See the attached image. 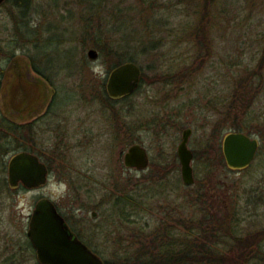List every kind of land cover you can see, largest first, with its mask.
Here are the masks:
<instances>
[{
	"label": "rangeland",
	"instance_id": "374dc122",
	"mask_svg": "<svg viewBox=\"0 0 264 264\" xmlns=\"http://www.w3.org/2000/svg\"><path fill=\"white\" fill-rule=\"evenodd\" d=\"M163 1L168 0H159ZM226 2L230 4L232 0ZM218 3L210 10L219 17L220 24H206L202 31L203 37L208 36L207 46L204 39L188 33L198 14L173 12L167 25L155 27L152 22L148 24L151 12L144 8L147 3L143 0H108L99 7L80 0L34 1L36 10L30 14V22L38 28L39 38L51 35L49 27L61 31L57 37H66L61 43L66 50L48 45L52 53L43 63L62 83L57 112L71 116L73 126L78 127L82 110H87L85 113L92 114L87 121L96 126L98 136L85 145L72 142L64 158L53 155L49 161L56 172L43 187L0 190V264H37L29 250L27 216L29 207L42 196L58 201L77 216L73 221L83 238L104 261H112L119 254L120 236L143 231V235L153 237L156 232H171L182 241L187 232L177 226L179 219L183 217L190 224L191 218L199 219L205 208L215 211L214 207L221 204L227 209L241 206L246 217L238 228L243 235L260 232L257 238L263 237L260 243L264 248V82L259 91L253 92L256 96L252 112L259 118L243 131L261 142L256 158L247 169L234 170L226 164L222 148L224 135L237 131L227 116L236 78L244 73L246 65L256 66L261 57L264 0L237 1L239 9L224 15ZM10 6H0L2 35L12 32ZM117 7L126 10L119 13L118 19ZM112 23L128 37L136 35L129 54L147 72L142 86L120 102L107 100L104 93L113 54L97 59L87 54L90 48H96L103 26L111 28ZM121 32L112 31V37L117 39ZM105 41L112 42L108 37ZM152 43L160 46L152 48ZM144 47H148L147 51ZM26 51L20 48L15 59L5 65L0 119H28L36 106H40V112L45 105L54 104L55 89L34 71ZM168 74L175 75L171 83L164 81ZM261 77L264 80V70ZM19 103H29L31 107L20 115L16 112ZM221 111L227 112L223 116ZM186 128H192L189 147L197 154L192 162L193 184H186L180 171L167 175L160 172L164 163H174ZM136 142L150 154L152 166L148 169L139 171L124 164L125 152ZM127 193L134 197L127 208L131 211L129 220L115 204L118 195L124 197ZM93 212H97L96 217Z\"/></svg>",
	"mask_w": 264,
	"mask_h": 264
},
{
	"label": "trees",
	"instance_id": "16d2710c",
	"mask_svg": "<svg viewBox=\"0 0 264 264\" xmlns=\"http://www.w3.org/2000/svg\"><path fill=\"white\" fill-rule=\"evenodd\" d=\"M34 1L35 0H6L4 2L10 3L11 5L10 18L12 21V32L10 31L8 34L4 35L0 34V90L6 75L5 65L13 58L15 59L17 51L23 48L27 50L26 55L29 57L34 71L55 89L53 103L59 104L57 101L60 98V90L63 88L62 83H59L60 81L51 76L52 74L47 71L43 63L44 59L46 60L52 53L51 46L47 47L48 45H55L63 51L66 50L61 46V43L66 37H57L61 34V31L57 27H49L50 31L53 33L50 32L51 35L46 36L43 40L40 39L41 37L39 38L37 32L38 28L31 26L30 22V14L36 10ZM80 1L92 2L99 7L102 4L104 5L105 1L108 0ZM143 1H145V4L147 3V6L144 8H147L151 12L147 15V20H150L148 24L152 22V25H155V27L167 25L169 23L168 17L172 16L173 12H179L180 14L181 12L186 14H198V18L194 21L191 29L187 28L184 31L189 29L188 33L191 31L192 37H196L199 40H201V38L204 39L205 44L208 46V36L203 37L202 31L206 30V24H220L219 17L216 18L215 13L213 14V10L211 11L210 8L213 7L214 3L217 5L218 2H221L218 4H221V12L222 15H224L228 12L237 11L239 9L237 1L240 0H232L230 4H227L226 0ZM117 8L118 12L115 13V15L118 19L119 13L124 10V8ZM144 8H142V10ZM186 23L190 24L189 21H186ZM112 24H109V27H111ZM114 24L111 28L103 26L101 31L103 33L98 37V42L95 45L100 52L99 57L110 55V53L111 55L113 54L111 69L127 61H134L137 63V58L133 54H129L131 42L135 40V34L128 37L121 32L122 29H120V26H117L116 23ZM6 29L8 28L6 27ZM112 31L116 33L120 31L122 34L116 39V37H112ZM135 32H137V29ZM149 32H151L152 35L155 34L153 29ZM106 37L112 40V42L109 41L110 44H107V41H105ZM115 41L119 43L115 45L113 43ZM31 43L33 45H31ZM158 46H160L158 43L151 44L152 48H158ZM143 49L147 51L148 47H144ZM38 52L42 55L39 56ZM260 56V60L256 66L250 67L246 65L243 68L244 73L236 78L237 86L235 87L234 94H232L234 101L232 100V102L229 103V112L227 116L232 120L233 127L237 131H246L245 129L248 126L250 128L252 123L259 118L258 114L256 116L252 112V102L255 100L256 96L253 92H256V90L263 85L262 82H264L261 77L264 70V44ZM237 64L242 63L238 62ZM64 68L66 67L64 66ZM146 73V70H144L138 89L145 82V78L147 77ZM174 77V74H168L167 77L165 76L163 78L165 82L171 83ZM138 89H136L135 92ZM135 92L122 98H112L109 96L106 88L104 89L106 99L111 102H120L121 100L128 99ZM226 101L227 99L224 98V104H226ZM63 103L66 102L60 104ZM226 112L227 111H221V114L224 116ZM0 121L2 122L1 127L3 128L0 130V190H3L6 187L12 189L8 183V177L4 174L5 172L7 173V161L4 162V160L10 153L19 149L20 143L15 135V123L4 117H2ZM131 198L134 197L127 193L124 197L118 195L117 201H115V204L124 210L123 217L125 220H129L131 216V211L127 209L131 205ZM211 207L213 206L211 205ZM214 208L215 211L205 208L199 219H196V217L191 218L190 224L186 223L183 217L179 219V224H177V226L183 228L181 231L184 230L183 232H187L182 241L180 236L174 237V233L171 232L166 234L156 232L153 233V237L145 234L143 235V231L131 235L132 237L120 236L122 240L118 242L119 247L117 249L119 254L112 261L106 260L105 264H264V248L260 243L263 237L257 238L260 232L243 235L241 233V228H238L246 217L241 210V206L233 205L231 209H227V207L221 204L220 207L215 206ZM208 217H214V221H207ZM177 239L180 240L177 241ZM133 247H135L134 250Z\"/></svg>",
	"mask_w": 264,
	"mask_h": 264
},
{
	"label": "water",
	"instance_id": "95a60500",
	"mask_svg": "<svg viewBox=\"0 0 264 264\" xmlns=\"http://www.w3.org/2000/svg\"><path fill=\"white\" fill-rule=\"evenodd\" d=\"M6 0H0V5ZM88 57L97 59L99 51L90 48ZM142 68L134 61L124 62L113 68L108 76L106 90L112 98H122L135 92L140 86ZM191 129L184 132L178 148L182 163V178L186 184L195 181L192 167L193 152L188 147ZM260 147V140L243 131H229L223 138V153L227 165L234 170H242L251 165ZM147 148L133 143L124 154V164L128 168L145 170L149 165ZM49 180V172L39 157L27 152H18L8 162V183L18 188L22 183L30 189L39 188ZM94 216L97 213L93 214ZM28 236L37 249L41 264H105L103 258L86 243L74 236L67 228L64 217L57 211L52 199L42 197L33 212Z\"/></svg>",
	"mask_w": 264,
	"mask_h": 264
},
{
	"label": "flooded vegetation",
	"instance_id": "af4514ba",
	"mask_svg": "<svg viewBox=\"0 0 264 264\" xmlns=\"http://www.w3.org/2000/svg\"><path fill=\"white\" fill-rule=\"evenodd\" d=\"M22 88L24 89V87H21V89ZM23 100L27 101L28 97L23 98ZM30 107L31 105H29V103H19L16 112L20 113V115H23L25 114L24 111H26ZM39 107L36 106L35 108L32 109L31 113L32 112H35V113L34 114L32 113L30 117H27L28 119L10 120L16 125L15 135H16L18 142L20 143L19 149L16 150L17 152L15 153L27 151V152H30L38 156L40 161L46 164L48 168V172H49V177H50L53 173L56 172L55 165L51 164V162L49 161V159H52L51 157H53V155L61 154L62 158H64L66 155V152L71 148L72 142H78L79 145H85L87 143H92L95 139H97L98 131L96 130L97 129L96 126H93L92 124H90V121H87V119L90 118L92 114L85 113L87 112V110L85 109L82 110L84 115L82 114L79 117L80 120L78 121L79 123L77 127V126H73L74 124H72L71 122V116L63 115L57 112L59 110L57 109V107H59L58 104H47L44 106V108L40 112H38L37 110ZM1 129L2 127L0 126V130ZM187 129H191V133L189 135V139H190L192 135V128H186L184 129V132ZM184 132H183V135H184ZM189 139H188V147H189ZM182 140H183V137H182ZM43 144H45L46 146ZM62 144L63 146H61ZM179 145L177 147L176 158H173L174 163H172V165L164 163L163 164L164 167H161L160 169V172L162 174L167 175L168 173L172 174L176 171H180V174L182 176V163H181L180 156L178 153ZM260 146H261V142H260ZM190 149L193 152V159H192V162H193L197 154L195 150H193L192 148ZM47 150H50L51 152L48 153ZM149 157H150V154H149ZM8 162H7V174H8ZM150 166H152L151 157L149 160V165L146 169H148ZM192 167H193L194 174H195L193 163H192ZM21 186L25 187V185L21 183L18 188H20ZM39 188H32V189L28 188V189L33 190V189H39ZM42 197H45V196H42ZM38 200L34 203V205L32 204L31 207H29L31 208V211L28 213V216H27L29 224H30L33 212L38 203ZM53 202L56 206L57 211L64 217L65 224L68 230L74 236H77L80 240L86 243L93 251H95L96 249L94 250V247H92L83 238L81 232L79 231L80 229L76 226V223H75L76 221H73L75 218H77V216L72 211L68 210V208L65 207V205L60 204L58 201L53 200ZM94 213H97V212H93V214ZM207 221L213 222L214 217H208ZM27 240L29 243V250L31 249V251L37 258V264H41L37 257V249L35 248L31 239L29 238L28 232H27Z\"/></svg>",
	"mask_w": 264,
	"mask_h": 264
}]
</instances>
